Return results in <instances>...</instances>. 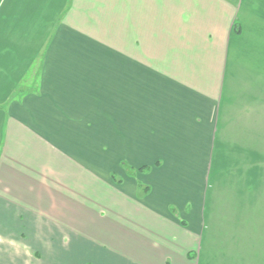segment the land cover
Instances as JSON below:
<instances>
[{
	"label": "crops",
	"instance_id": "0c3cea01",
	"mask_svg": "<svg viewBox=\"0 0 264 264\" xmlns=\"http://www.w3.org/2000/svg\"><path fill=\"white\" fill-rule=\"evenodd\" d=\"M5 1L0 264H264V0Z\"/></svg>",
	"mask_w": 264,
	"mask_h": 264
},
{
	"label": "rangeland",
	"instance_id": "374dc122",
	"mask_svg": "<svg viewBox=\"0 0 264 264\" xmlns=\"http://www.w3.org/2000/svg\"><path fill=\"white\" fill-rule=\"evenodd\" d=\"M16 2H17V0H16ZM21 2H22V0H21ZM15 3H14V0H6L4 4H5V6H13ZM116 3H117V1H116ZM119 3H120V0H119ZM241 28H242V26H241V24L239 22H235L232 25V29H233V33L234 34H240L242 32ZM238 30H241V31H238ZM13 50H14V46L12 48L11 45H5V44L1 43L0 44V59H2V58L5 59V51L12 52ZM5 238L6 237H4L2 234H0V246L1 247H2V245H5ZM20 238H23V240H21L22 242H26L27 244L30 243V237L28 235L21 236ZM5 249H9V247H5ZM8 254L11 255L12 253H8ZM15 255H18L19 258L25 259L27 257V255H28V253H19L18 252ZM36 257H37V259H39L41 256L39 257V255H36ZM14 261H17V257L16 256H14ZM43 264H51V263L44 262Z\"/></svg>",
	"mask_w": 264,
	"mask_h": 264
},
{
	"label": "trees",
	"instance_id": "16d2710c",
	"mask_svg": "<svg viewBox=\"0 0 264 264\" xmlns=\"http://www.w3.org/2000/svg\"><path fill=\"white\" fill-rule=\"evenodd\" d=\"M147 169H149V167L147 165H144V166L141 167V170H143V171L147 170Z\"/></svg>",
	"mask_w": 264,
	"mask_h": 264
}]
</instances>
